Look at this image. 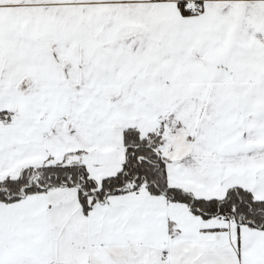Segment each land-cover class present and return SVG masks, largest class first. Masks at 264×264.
Wrapping results in <instances>:
<instances>
[{
	"label": "snow or ice",
	"instance_id": "1",
	"mask_svg": "<svg viewBox=\"0 0 264 264\" xmlns=\"http://www.w3.org/2000/svg\"><path fill=\"white\" fill-rule=\"evenodd\" d=\"M0 264H264V0H0Z\"/></svg>",
	"mask_w": 264,
	"mask_h": 264
}]
</instances>
